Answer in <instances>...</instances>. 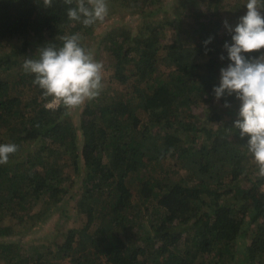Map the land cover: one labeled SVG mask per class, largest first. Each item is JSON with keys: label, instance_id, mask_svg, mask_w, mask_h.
Returning <instances> with one entry per match:
<instances>
[{"label": "trees", "instance_id": "trees-1", "mask_svg": "<svg viewBox=\"0 0 264 264\" xmlns=\"http://www.w3.org/2000/svg\"><path fill=\"white\" fill-rule=\"evenodd\" d=\"M112 1L138 19L101 35L109 85L76 128L22 65L77 33L88 50L93 25L68 18L75 0H0V144L18 146L0 165V264H264V177L233 127L239 101L213 92L230 63L225 9L234 28L247 0ZM69 198L60 242L5 240Z\"/></svg>", "mask_w": 264, "mask_h": 264}, {"label": "clouds", "instance_id": "clouds-1", "mask_svg": "<svg viewBox=\"0 0 264 264\" xmlns=\"http://www.w3.org/2000/svg\"><path fill=\"white\" fill-rule=\"evenodd\" d=\"M75 2L76 6L68 9L67 16L85 27L102 22L108 15L107 0ZM51 3L52 0H43L45 7ZM64 3L71 5L73 0H64ZM223 25L231 34V44H224L230 63L220 70L214 96L219 100L225 95H235L239 101L233 127L239 130L240 139H246L257 175L264 177V54L251 58L244 55L264 49V0H247L246 13L235 27L229 25L228 20H224ZM61 39V47L49 44L40 48L38 58H26L22 67L26 73L34 75L33 83L42 91L47 108L63 107L71 113L99 97L104 86V66L91 51L81 46L78 33ZM211 39L205 41V45ZM220 59L225 57L222 55ZM224 107L231 105L225 103ZM17 151L14 143L0 144V165H6Z\"/></svg>", "mask_w": 264, "mask_h": 264}, {"label": "rangeland", "instance_id": "rangeland-1", "mask_svg": "<svg viewBox=\"0 0 264 264\" xmlns=\"http://www.w3.org/2000/svg\"><path fill=\"white\" fill-rule=\"evenodd\" d=\"M114 2L112 1L111 5L108 7V15L105 17V19L102 22H98L93 25V34L88 39V50L91 51L94 54V58L98 62H101L104 66L103 89L106 88L105 85H109L107 82H105L104 78H106L111 71L110 65L107 61L106 53L98 46V43L101 40V35L105 31H108L112 28L118 29V31L130 28V26L134 25L138 19L135 16L128 15L126 11H124L123 9L121 10L119 6H117ZM170 3V0H166L165 7L168 8ZM231 12L232 10L230 9V7H226L223 15L224 20H227ZM14 45H17V42L10 41V43L6 45L4 50L9 51ZM82 108L83 105L79 109H76L70 113V121L74 125V127H76L75 124H77L78 120L80 119L79 116ZM199 110L201 111L202 107L194 108V112L196 113H198ZM70 181L71 182L67 183V186L69 188V194H72L79 188L80 182L78 179L75 180V178H70ZM73 206L74 200L69 198L65 201L64 206L56 208L55 211H52L47 216L45 215V213L40 216L35 214L29 216L24 224H14V232L10 236L5 237V240H16L25 244L31 242H60L63 239L64 233L69 227L72 219L76 216V211L74 210ZM13 223L14 222H11V224ZM144 229H146V225L140 231H138L140 236Z\"/></svg>", "mask_w": 264, "mask_h": 264}, {"label": "built area", "instance_id": "built-area-1", "mask_svg": "<svg viewBox=\"0 0 264 264\" xmlns=\"http://www.w3.org/2000/svg\"><path fill=\"white\" fill-rule=\"evenodd\" d=\"M55 107V106H54Z\"/></svg>", "mask_w": 264, "mask_h": 264}]
</instances>
